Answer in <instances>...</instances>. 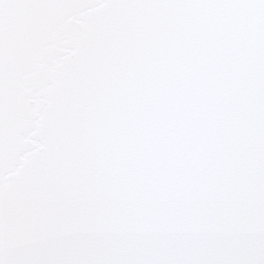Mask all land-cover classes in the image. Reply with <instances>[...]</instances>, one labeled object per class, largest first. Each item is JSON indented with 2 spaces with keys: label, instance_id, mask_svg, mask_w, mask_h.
Instances as JSON below:
<instances>
[{
  "label": "snow or ice",
  "instance_id": "obj_1",
  "mask_svg": "<svg viewBox=\"0 0 264 264\" xmlns=\"http://www.w3.org/2000/svg\"><path fill=\"white\" fill-rule=\"evenodd\" d=\"M0 264H264V0H0Z\"/></svg>",
  "mask_w": 264,
  "mask_h": 264
}]
</instances>
